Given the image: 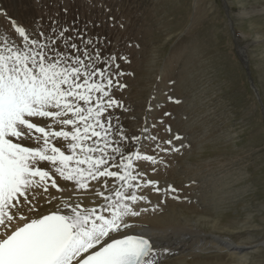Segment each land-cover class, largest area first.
<instances>
[{
  "label": "snow or ice",
  "instance_id": "obj_1",
  "mask_svg": "<svg viewBox=\"0 0 264 264\" xmlns=\"http://www.w3.org/2000/svg\"><path fill=\"white\" fill-rule=\"evenodd\" d=\"M8 19L11 30L0 34V264H165L175 241L142 218L177 192L154 176L181 137L162 140V119L127 122L134 109L117 96L127 87L122 57L87 25Z\"/></svg>",
  "mask_w": 264,
  "mask_h": 264
},
{
  "label": "rangeland",
  "instance_id": "obj_2",
  "mask_svg": "<svg viewBox=\"0 0 264 264\" xmlns=\"http://www.w3.org/2000/svg\"><path fill=\"white\" fill-rule=\"evenodd\" d=\"M9 17L29 27L76 19L104 38L122 57L127 87L117 96L134 109L125 119H162L155 130L162 140L181 137L173 143L183 147L162 154L154 176L177 189L175 208L205 232L214 234V222L215 234L246 244V264H264V0H0V34L11 30ZM209 176L220 177L219 186L204 181L203 198L191 199L195 178L200 185ZM210 257L201 260L212 264Z\"/></svg>",
  "mask_w": 264,
  "mask_h": 264
},
{
  "label": "bare ground",
  "instance_id": "obj_3",
  "mask_svg": "<svg viewBox=\"0 0 264 264\" xmlns=\"http://www.w3.org/2000/svg\"><path fill=\"white\" fill-rule=\"evenodd\" d=\"M196 179L197 182L193 181L196 187L191 199L198 202L206 193L204 191V194L200 192L204 181L206 185L213 186L214 189H216V186H219L220 181V177L209 176L204 177L202 184L198 185L200 178L196 177L195 180ZM161 183L167 186L169 185L166 182ZM160 184L159 186L162 188L167 187ZM174 194L175 193L170 194L169 197L166 198V202L160 204L157 211H149V213L145 214L142 218L143 222L149 227L163 233L165 239L170 237L175 241L172 246L173 254L168 255L165 264H209V259L201 260L205 254L211 256L210 259L212 260V264H233V259L235 260L236 258L238 259V264H246L248 262L249 257L247 258L244 254L247 249L246 244L242 242L237 244L230 238L220 236L221 234H215V232L218 231L216 223L213 222V230L215 231L213 234V232H205L202 230V224L199 220L185 221V217L177 210L182 201L180 199L171 198ZM150 196L154 204L158 203L161 199V197L154 192H152ZM213 201H215L216 205L220 202L218 196L213 197ZM218 240L229 241L230 247L225 248L219 245L217 243ZM258 246H264V241Z\"/></svg>",
  "mask_w": 264,
  "mask_h": 264
},
{
  "label": "water",
  "instance_id": "obj_4",
  "mask_svg": "<svg viewBox=\"0 0 264 264\" xmlns=\"http://www.w3.org/2000/svg\"><path fill=\"white\" fill-rule=\"evenodd\" d=\"M230 26H231V29H232V33L234 35V44H235V48H236V52H237L238 58L242 62V64L245 66V68L247 70V74L250 77V71H249V67H248V59L244 55L246 49L241 47L240 44H239V38H238V36L235 33L232 20H230ZM250 82H251V84L253 86V82L251 81V79H250ZM255 92L257 94L256 90H255ZM260 103H261V101H260ZM262 116H263V119H264V106H262Z\"/></svg>",
  "mask_w": 264,
  "mask_h": 264
}]
</instances>
